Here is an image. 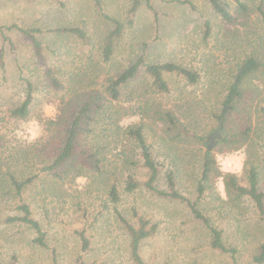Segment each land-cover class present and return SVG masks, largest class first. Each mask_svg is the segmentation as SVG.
Instances as JSON below:
<instances>
[{"label":"rangeland","instance_id":"374dc122","mask_svg":"<svg viewBox=\"0 0 264 264\" xmlns=\"http://www.w3.org/2000/svg\"><path fill=\"white\" fill-rule=\"evenodd\" d=\"M188 1L194 8L176 0H140L134 15H130L132 0H100L99 4L95 0H61L63 6L55 0H0V25L16 24L44 30L79 26L92 40L89 45L81 46L71 42L72 38L68 36L43 33L38 36L42 44V56L38 57L30 41L19 31L6 33L12 41L11 46H3L0 36V51L4 49L0 59V117L23 99L22 77L29 78L37 87L30 114L24 120H9L1 131L5 134L4 141L13 148L23 147L43 134L37 116H54L55 101L65 93L64 90L44 86L46 80L43 73L51 59L48 48H55L61 53L70 45L73 50L70 48L72 56L68 58L70 62H66V69L94 70L99 78L124 69L139 56H143L147 63L171 61L204 70L201 81L195 85L186 84L176 75L166 74L170 92L162 95L146 92L150 77L141 66L138 75L122 91L121 99L123 101L131 91L134 98L143 94V98L151 102L190 103L196 111L185 123L198 133L210 136L216 127V122L210 117L218 108L217 102L224 92V78L216 76L218 70H234L235 63L246 54L264 64V14L258 9L262 6L264 11V0H241L248 8L245 14L235 11L231 4L230 13L234 18L231 22L215 13L207 0ZM104 15L123 23L122 34L107 63L102 62L98 49L110 28ZM206 22L210 31L209 37L204 38ZM85 74L88 78L94 76ZM248 83V89L231 116L229 128L237 129L247 122H251L254 128L259 105H264V75L252 76ZM141 122L145 123L147 141L160 165L161 181L158 186L164 187L166 172L173 170L177 189L194 199L200 153L205 148L194 145L184 135L174 138L176 130L167 132L161 122L151 118L141 119L138 114L128 115L120 123ZM254 141L251 152L244 146L234 152L216 153L215 158L222 172L235 173L242 182L249 166H255L264 191V137ZM209 148H212V143H209ZM131 171L139 181L146 179V172L140 165L131 168ZM2 177L0 174V180ZM123 178L117 175L120 200L116 208L109 203L102 183L90 185L85 178L63 186L67 189L64 192L63 189L42 192L43 187L40 186L35 190L37 193H33L34 190L24 193L22 197L30 202L35 218L47 232V248L32 243L35 234L31 229L20 223L5 222L7 216L17 214L14 207L19 197L13 195L14 190L5 182L0 181V185L4 186L0 188V264H52V250H55L58 264H75V258L80 254L75 231L81 228H85L90 238V249L81 253L86 262L133 264L128 236L117 218L119 212L132 221V210L158 225L154 235L145 239L140 248L142 258L149 264H255L251 257L259 243L264 241V221L250 201L243 200L239 207L228 208L221 205L218 198L206 193L201 202L203 213L222 230L224 242L236 248L233 260L228 253L209 247L208 230L193 217L184 203L158 197L143 187L125 193L122 190ZM215 192L224 197L220 180L215 184Z\"/></svg>","mask_w":264,"mask_h":264},{"label":"trees","instance_id":"16d2710c","mask_svg":"<svg viewBox=\"0 0 264 264\" xmlns=\"http://www.w3.org/2000/svg\"><path fill=\"white\" fill-rule=\"evenodd\" d=\"M59 6L64 3L55 0ZM100 0H95L99 4ZM179 3L194 5L188 0H176ZM215 13L227 22L234 20L230 13L231 4L235 11L245 14L248 8L241 0H207ZM140 0H132L129 14L134 15ZM149 7L153 10L152 6ZM259 12L264 14L262 6ZM156 17V12L154 11ZM109 23L103 43L99 44V56L102 62L107 63L113 54L116 42L123 31V23L109 15L103 16ZM132 21V20H130ZM17 30L32 44L35 55L42 56V44L38 36L43 33L55 36H68L73 43L81 46L90 44L91 38L87 32L79 26L56 27L46 30L38 27L23 28L16 24L0 25V36L5 45H12L8 31ZM209 23H205L204 38L209 37ZM256 33V32H255ZM70 48L73 50L72 45ZM68 47L57 52L55 48H48L50 60L46 64L44 77L46 88L61 89L65 93L55 101L56 113L54 116H37L42 124L43 134L23 147L13 148L4 141L5 134L2 129L9 120H24L31 112L36 98L35 84L27 77H22L24 97L15 106L8 108L4 116L0 117V181L14 190V196L19 197V202L14 209L17 214L5 218L6 223H20L34 232L32 243L47 248V232L42 224L35 218L30 202L22 196L28 191L42 186L45 191H62L63 186L72 184L78 178H85L90 185L101 184L106 190L110 204L116 205L120 200V192L117 186V175L123 176L122 190L131 193L143 187L146 191L158 197L177 200L184 203L193 217L200 221L208 230V245L212 250L228 253L235 260L236 248L227 245L222 237V230L214 226L209 217L202 210L201 202L206 193L218 198L221 205L228 208L239 207L243 200L250 201L258 216L264 221V191L260 187V177L257 168L250 165L246 170L244 182L240 177L231 172H222L216 161V153H230L246 147L251 152L255 144V138L264 137V105H259L254 119L255 126L247 122L237 129L229 128L231 116L237 109V104L248 89V79L252 76H263L264 64L256 57L245 55L235 63L234 70H218L216 76L224 78L222 83V98L217 102L218 108L211 114V119L216 122V127L211 135H203L190 128L185 120L195 114V107L180 102H151L143 98V94H126L122 101V91L127 89L141 68L150 77L146 84V92L156 94H168L170 87L165 79L166 74L181 77L186 84L195 85L201 81L204 70L183 66L175 62L164 61L159 63H147L143 56L130 62L124 69L100 75L94 70L66 69V62L72 53ZM76 50V49H75ZM4 49L0 51V59ZM77 57V56H73ZM90 58V54H88ZM75 62V61H74ZM95 64V63H94ZM85 73L94 75L88 78ZM226 77V78H225ZM226 79V80H225ZM248 85V86H246ZM131 114H138L141 119L151 118L161 122L165 131L176 130L174 138L186 136L196 146L205 149L200 153L199 178L196 182V197L191 199L183 195L176 185V177L173 170L166 172L164 187L158 186L161 181L160 165L155 160L151 145L147 141L145 123H132L123 125L122 119ZM212 143V148H209ZM45 149H48L47 151ZM140 165L146 172V179L139 181L132 173L131 168ZM127 167V168H126ZM112 179V180H111ZM222 182L224 197L215 194V184ZM45 182V183H44ZM45 185H48L46 188ZM2 184L0 188H3ZM67 190L63 189V192ZM32 195V193H28ZM42 194V193H41ZM116 208V206H115ZM44 211L46 212L45 208ZM133 220L130 221L119 212L117 218L128 236V248L133 264H149L141 256L140 248L143 241L157 230V223L132 210ZM79 239V251L75 258V264H107L106 262H86L81 253L90 249V238L85 228L75 231ZM52 264H58L55 250H52ZM252 262L261 264L264 262V241L260 242L251 257ZM251 264V263H247Z\"/></svg>","mask_w":264,"mask_h":264}]
</instances>
